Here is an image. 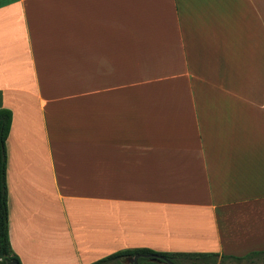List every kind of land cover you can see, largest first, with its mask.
Here are the masks:
<instances>
[{
    "label": "crops",
    "instance_id": "obj_1",
    "mask_svg": "<svg viewBox=\"0 0 264 264\" xmlns=\"http://www.w3.org/2000/svg\"><path fill=\"white\" fill-rule=\"evenodd\" d=\"M0 109L20 264L262 263L264 0H0Z\"/></svg>",
    "mask_w": 264,
    "mask_h": 264
},
{
    "label": "trees",
    "instance_id": "obj_2",
    "mask_svg": "<svg viewBox=\"0 0 264 264\" xmlns=\"http://www.w3.org/2000/svg\"><path fill=\"white\" fill-rule=\"evenodd\" d=\"M11 112L0 109V264H20L18 258L12 253L8 238V209H7V187H6V151L5 141L9 132ZM138 255L137 264H151V258L156 263L166 264L159 260L163 258L172 264H185L190 258L196 257L193 254H168L153 252L148 249H133L115 252L91 264H130L122 263L125 258H132Z\"/></svg>",
    "mask_w": 264,
    "mask_h": 264
},
{
    "label": "water",
    "instance_id": "obj_3",
    "mask_svg": "<svg viewBox=\"0 0 264 264\" xmlns=\"http://www.w3.org/2000/svg\"><path fill=\"white\" fill-rule=\"evenodd\" d=\"M138 257H139L138 255L133 256L132 258L128 259V262L131 263V264H137ZM151 260H153V258H151ZM159 260L165 262L166 264H172L171 262L166 261L163 258H159ZM10 264H14V263H10Z\"/></svg>",
    "mask_w": 264,
    "mask_h": 264
},
{
    "label": "rangeland",
    "instance_id": "obj_4",
    "mask_svg": "<svg viewBox=\"0 0 264 264\" xmlns=\"http://www.w3.org/2000/svg\"><path fill=\"white\" fill-rule=\"evenodd\" d=\"M189 260H190V262H188ZM189 260L188 261H185L184 263H186V264H198V263H201L202 264V263H204V262L198 261L197 257L190 258ZM261 264H264V255H263V260H262V263Z\"/></svg>",
    "mask_w": 264,
    "mask_h": 264
},
{
    "label": "flooded vegetation",
    "instance_id": "obj_5",
    "mask_svg": "<svg viewBox=\"0 0 264 264\" xmlns=\"http://www.w3.org/2000/svg\"><path fill=\"white\" fill-rule=\"evenodd\" d=\"M128 259H129V258H127V262H128ZM128 263H129V262H128ZM130 264H131V263H130Z\"/></svg>",
    "mask_w": 264,
    "mask_h": 264
}]
</instances>
